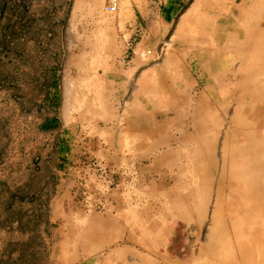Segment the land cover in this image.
Wrapping results in <instances>:
<instances>
[{
	"label": "rangeland",
	"instance_id": "obj_1",
	"mask_svg": "<svg viewBox=\"0 0 264 264\" xmlns=\"http://www.w3.org/2000/svg\"><path fill=\"white\" fill-rule=\"evenodd\" d=\"M80 1L91 8V0H0V264L201 261L215 182L223 166L230 168L221 158L225 139L240 138L232 125L235 101L220 124L212 102L228 64L230 22L248 9L241 0L233 10L221 0H118L109 13L103 0L102 23L95 24L103 31L91 35L100 19L79 15ZM126 8L134 11L130 22ZM158 72L168 89H153ZM211 127L220 129L216 174L198 226L200 153ZM261 176L240 190L252 209L239 217L242 240L250 238L246 226L264 229V175L250 179ZM234 183L224 180L220 203L230 202ZM106 217L114 220L109 228ZM222 217L233 243L230 215ZM156 221L170 244L158 256L120 241L96 248L104 230L141 241L158 230ZM232 259L242 264L238 253Z\"/></svg>",
	"mask_w": 264,
	"mask_h": 264
},
{
	"label": "bare ground",
	"instance_id": "obj_2",
	"mask_svg": "<svg viewBox=\"0 0 264 264\" xmlns=\"http://www.w3.org/2000/svg\"><path fill=\"white\" fill-rule=\"evenodd\" d=\"M221 1L229 5V10L234 9L233 3L235 0ZM241 1V4L246 6L248 11L245 15H240L241 17L232 18L230 22L232 40L227 37V40L231 43L230 45H225L230 52L228 64L221 73L220 82L222 86L220 95H217V99L212 102V108L217 110L218 123L220 124L223 123L229 103L231 100L235 101L236 107L232 125L239 131L240 138L233 143L232 135L228 133L229 135L227 134L226 136V143L223 147L221 158L229 163L230 168L226 169L223 166L215 182L217 192L216 206L212 216V227L208 232L207 242L198 251L199 256L202 258L201 261L198 260L191 264H233L232 258L235 252L238 253L242 264H264V242H262L264 240V229L261 232V228L246 226L244 228L246 230L243 231H248L250 238L242 240L238 225L240 216L250 217L252 212L251 208L243 204L240 190L254 187L256 185L255 181H257L256 178H263L261 176L250 179L251 174L264 175V0ZM176 41H179V39ZM211 46L208 49L215 47ZM218 48H215V50L220 51V48ZM235 63H238V68L233 75L231 73L232 65ZM164 70H168L167 66H165ZM159 72L153 81L156 82L153 85L155 91L168 89L166 75L159 74ZM231 74L234 78L233 83H230L227 79ZM147 83L149 82L143 81V85ZM247 112H252L253 118L244 117ZM211 129L212 134L209 137V141L200 153V157L204 161L202 166L205 169V177L197 186V189L201 188L202 191L196 208L198 226L204 221L209 195L216 174V135L220 129L219 127H211ZM255 129H258L259 132L256 133ZM227 177L234 179L236 183L228 189L230 202L223 204L220 202L223 201L227 192L224 191L222 184ZM236 203L239 205H236ZM190 208L191 215H193L194 210L192 206ZM166 210H163L161 218L167 217ZM226 214L230 215V225L231 227L233 225V237L236 239L233 243L230 242L227 236V224L222 219V216ZM105 222L109 228L114 220L109 217ZM153 224L158 230L141 241H137L129 235L127 237L115 236V238H111L108 235V231L104 230L98 235L96 248L112 245L116 241H120L127 246V250H130V246L136 247L148 255H157L160 250L162 252L169 250L168 233L166 230L161 231L157 221L156 223L153 222ZM154 225H152V228ZM163 235L164 237H162ZM170 261L166 256L161 259L163 264H172ZM151 263L145 261V264Z\"/></svg>",
	"mask_w": 264,
	"mask_h": 264
},
{
	"label": "crops",
	"instance_id": "obj_3",
	"mask_svg": "<svg viewBox=\"0 0 264 264\" xmlns=\"http://www.w3.org/2000/svg\"><path fill=\"white\" fill-rule=\"evenodd\" d=\"M141 0H129V2H139ZM86 1H80L76 6H77V12H79V15L83 14L85 17L86 16H91V19L93 18H97V19H100V21H95L93 20L92 21V24L91 25V35L92 34H98V33H101V31H103V27L101 25H95V24H101L102 23V14H101V10L103 9V0H91V8L87 9L85 8V3ZM78 14V13H77ZM124 17L127 18V21L130 22L134 17V11L133 9H128L126 8V11H125V14H124ZM95 39L93 38L91 40V45H99L97 43H95ZM91 55L92 52H91ZM101 58V57H100ZM103 58H107L106 57V54H103ZM91 66H95V61L91 59ZM130 78L127 80L129 81ZM96 87V83L93 79H91V90H93L94 88ZM94 95V94H91V96Z\"/></svg>",
	"mask_w": 264,
	"mask_h": 264
},
{
	"label": "built area",
	"instance_id": "obj_4",
	"mask_svg": "<svg viewBox=\"0 0 264 264\" xmlns=\"http://www.w3.org/2000/svg\"><path fill=\"white\" fill-rule=\"evenodd\" d=\"M118 8V0H106L104 9L106 12H115Z\"/></svg>",
	"mask_w": 264,
	"mask_h": 264
}]
</instances>
